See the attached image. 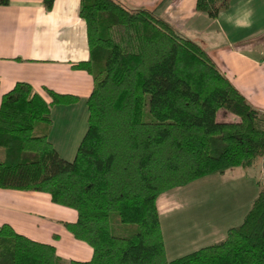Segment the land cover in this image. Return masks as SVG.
Here are the masks:
<instances>
[{
    "label": "trees",
    "instance_id": "16d2710c",
    "mask_svg": "<svg viewBox=\"0 0 264 264\" xmlns=\"http://www.w3.org/2000/svg\"><path fill=\"white\" fill-rule=\"evenodd\" d=\"M54 1L43 3L50 9ZM229 6L196 0V11L212 19ZM79 15L89 59L77 67L93 87L75 156L62 159L48 140L51 107L75 99L47 90L46 103L17 83L0 99V189L45 193L75 211L64 227L91 258L66 263L53 245L4 224L0 264H264V188L223 240L172 260L156 205L173 189L264 159V111L202 48L147 10L81 0Z\"/></svg>",
    "mask_w": 264,
    "mask_h": 264
},
{
    "label": "crops",
    "instance_id": "0c3cea01",
    "mask_svg": "<svg viewBox=\"0 0 264 264\" xmlns=\"http://www.w3.org/2000/svg\"><path fill=\"white\" fill-rule=\"evenodd\" d=\"M119 1L132 10H147L202 48L248 102L264 111V0H230L229 8L217 19L196 11V0ZM80 3L55 0L47 9L43 0H10L0 6V99L15 84L26 83L46 103L51 101L47 90L74 98L73 102L54 105L51 113L64 106L69 111L81 108L87 121L86 100L93 80L77 67L89 59ZM72 119L63 123L76 128ZM54 122L57 119H51L48 140L62 159L75 156L85 131L76 128L75 135L72 127L68 137L61 123L57 122L60 129L55 132L58 126ZM165 194L157 199L158 212V200ZM159 216L161 223L165 215ZM75 219V211L53 204L45 193L0 189V226L10 225L19 234L53 245L66 263L86 262L92 254L86 243L74 239L64 227L65 222ZM163 238L166 255H186L181 253L185 252L183 247L170 249L164 232ZM198 238L192 244L198 243Z\"/></svg>",
    "mask_w": 264,
    "mask_h": 264
},
{
    "label": "rangeland",
    "instance_id": "374dc122",
    "mask_svg": "<svg viewBox=\"0 0 264 264\" xmlns=\"http://www.w3.org/2000/svg\"><path fill=\"white\" fill-rule=\"evenodd\" d=\"M65 108L67 107H60L53 114L50 111V118L57 119L58 123L64 125L63 130L68 137V132L73 126L64 124L63 121L66 119L73 118L72 120L76 121L73 125L84 132L87 124L84 111L81 108L72 107L70 111ZM143 120H151L147 108L144 110ZM219 120L235 121L236 119L232 115L225 117L220 115ZM57 122L54 124L58 126ZM76 128L73 127V133ZM59 129L58 126L55 132ZM73 157L69 156L65 160H72ZM263 163L264 159H261L252 167L228 169L223 175L206 177L163 195L158 200V213L165 215L161 218V224L170 249L183 247L185 252L181 253L188 254L203 246L223 240L230 227L241 223L252 201L258 195L259 188H264ZM227 220L231 222L223 225V222ZM196 238H198V243L195 241L193 245L192 240ZM166 256L168 259L175 258L170 257L169 253Z\"/></svg>",
    "mask_w": 264,
    "mask_h": 264
}]
</instances>
